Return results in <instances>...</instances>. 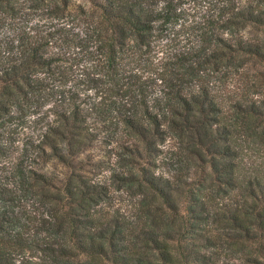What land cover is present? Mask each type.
I'll return each mask as SVG.
<instances>
[{
    "label": "trees",
    "instance_id": "obj_1",
    "mask_svg": "<svg viewBox=\"0 0 264 264\" xmlns=\"http://www.w3.org/2000/svg\"><path fill=\"white\" fill-rule=\"evenodd\" d=\"M0 264H264V0H0Z\"/></svg>",
    "mask_w": 264,
    "mask_h": 264
},
{
    "label": "rangeland",
    "instance_id": "obj_2",
    "mask_svg": "<svg viewBox=\"0 0 264 264\" xmlns=\"http://www.w3.org/2000/svg\"><path fill=\"white\" fill-rule=\"evenodd\" d=\"M21 131V130H20ZM27 132L26 128L23 130V132H20L19 135L15 134V138H22L23 134ZM114 152L113 149H111V145H101L98 146L94 149H92L90 152H88L87 158L90 159L91 161H98L99 160H104L108 156H112V153ZM103 165L97 164L93 166L91 175L94 176V178H99L101 180H106L109 177V171L103 170L102 168ZM112 194L114 195L116 200L122 201L124 200L125 196L121 195L120 192L112 191Z\"/></svg>",
    "mask_w": 264,
    "mask_h": 264
}]
</instances>
